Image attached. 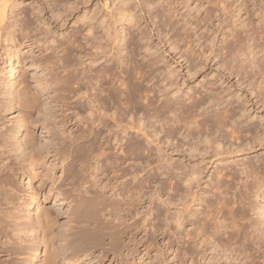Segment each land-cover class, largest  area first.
<instances>
[{
    "label": "bare ground",
    "instance_id": "obj_1",
    "mask_svg": "<svg viewBox=\"0 0 264 264\" xmlns=\"http://www.w3.org/2000/svg\"><path fill=\"white\" fill-rule=\"evenodd\" d=\"M19 1L20 0H0V57H2L3 55L6 56V60L8 61V66H9V70L6 74L7 76H5L6 78L5 79L1 78V80L2 79L3 80L2 81L0 80L1 81L0 82V123H2L5 118H7V115H11L14 117L13 114L15 113L16 115L18 114L17 117H14V118L12 117L13 118L12 120L14 122L12 121L13 125H11L12 126V128L10 127L11 129H9V127L8 128L6 127L5 128L6 130H2L0 128V254L6 255L7 253L11 251H17V252L27 251L28 249H32L28 246L30 245L34 248V251L36 253V258L38 259V262L36 264H59V261L61 258H64L63 260L69 261L70 258L75 259V257L81 252H86V253L90 252L86 249V247L89 246L94 241L95 237L93 235L97 234V231L101 230L104 227L107 228L108 231L115 230V228L119 229L121 227L123 230L124 227L127 225V223H129V221L134 220L136 218V217L130 216V215H133V212L134 213L137 212L135 216H139L141 214L139 210L145 208L144 206H145L146 200L148 199L144 191V188L146 187V186L144 187V180L142 176H140L142 172L141 173L139 172L140 173L139 174L138 173L139 170L137 169L141 165L137 166L136 169H132L130 168L131 164H129V166L126 167V163L128 161L130 162L141 161L145 156H150L151 152L160 150L159 141L161 140H159L160 138L158 137H161V136H159V134L163 133L164 134L163 137L164 136L165 138L167 137L166 141H168V137L174 138L176 134H178L181 130H184L186 134L185 138L188 139V138H192L195 136L197 139L198 138L197 135L198 134L200 135L201 133L205 132V128H207L208 123H209V124H212V126L215 125L216 127H218L219 130L221 129L222 132L225 131V133H226L225 129L229 128L230 132L227 131L228 134L221 133L223 135L222 138L224 140L222 141V143L226 145L228 143H224V142L226 140L229 141V139L232 141V143H230L231 141L229 142L230 144H233V140H235L234 142H240V140L242 142L243 139H241L240 136L238 135H240L241 133L243 134V132L240 129L238 130V128L236 129L234 127L235 129H233L231 127L232 125L230 123L231 121L234 120L233 118L237 114V113L235 114V110L232 109L231 107L230 108L228 107L229 109L225 111L223 109L222 111L224 112L222 114H219L221 112L216 114L218 112L216 111L214 115L212 114L206 115L202 119H199L197 117L198 114H196L197 109L201 107V105H203L204 103L208 102L207 100L205 102V99L207 98L204 99V97H201V98L197 97L198 98L197 100L196 98H194V101H192L193 100L192 98L193 96H192L191 97L192 99L189 98V100H191L189 104H187L186 102H185L186 104H184L182 102H179L178 100H177L178 102L177 101L174 102V100L170 99L171 102L173 101L172 103L167 102L166 104H164L163 102L164 105H162L161 107H157L156 105L158 103L156 102V105H155L154 99L159 98V97L158 96L154 97V94H155V93L153 94L154 91L151 92L150 89L145 87L144 85L145 80L147 81V79L152 77L153 73L149 71L152 74L150 76V73L149 72L147 73L144 68H142V70L144 69L142 71L141 68L137 66V63L135 66H133V68L129 67L130 69H124L123 67H125L124 66L125 58L124 60H122L123 59L122 56H119L118 58V63H120V66L118 67L122 68L121 72H118L116 70L117 67L115 68L111 64H109L111 63L109 62L110 60L105 61L106 64L104 63L105 65L103 66L102 69L100 70L94 69L93 67L94 65H96V63H98L99 59L100 58L101 60H103L102 58L107 59L109 55L108 53H110V51L112 49L114 50L115 48V47H113L112 49L110 48L111 50L108 51L109 48L107 50V47L109 45L111 46L112 44H116L119 42L120 34L116 32L115 36H111L110 26L108 27L105 26L107 27V29L104 32L105 40H102V38L100 39L99 37L98 39L102 40L101 42H99V40L96 39L95 38L96 36H95V37H92L91 41H89L91 43L90 50L95 49L94 52L92 51L91 53H86V45H84L79 40L81 38L82 32L77 31L76 32L77 34L70 37L67 44L65 45L62 44L55 49L53 48L54 54L52 57H45L43 53H40V54L35 53L34 48L36 44L30 38L32 29H33V26H32L33 22H36V23L39 22L41 24L40 28L37 30L39 32V35H41L42 30L45 28V24H46L45 22L49 19V18L47 19L45 18L48 10L51 13V17L55 19L64 20V19L73 17L75 11L78 9L77 8L78 5L75 2L74 3L66 2L64 4L66 0H50L51 3L47 4L46 7L40 5L39 7L37 6L38 8H34V6L31 4L33 7L30 6L31 7L29 9L30 11L27 8V9H24L22 13H16L17 8L19 7V5L22 4V3L20 4ZM250 1L252 3V0H174L173 1L174 7L172 9V11L174 10V12H172L173 14L170 13L171 11L169 13L166 12L167 15H162V21L164 22L163 26H165L166 28H169L171 32H175L176 35L178 34L180 37H183V40L182 39H178V40H182V42L184 41L186 43V47H187L186 54H188V56H190V58L192 59H195L201 56V54L199 56L197 51H195L196 46H200L201 45L200 42L202 40H205L206 38H210L213 36L212 34H211L212 36L210 37L208 36L210 34V29H207L206 27H204L205 24H207L208 22H213L214 21L213 19L216 20L218 18H219L218 19L219 21H216V22H219V25L223 22H225L226 24L229 21L228 30L225 29L227 30L226 33L221 34V36H223L222 55L227 60L230 59L228 68H227L228 72L230 71L229 75L231 76L233 75V77L235 75L238 77L241 76L240 81L242 79L244 81L243 83H248V86L252 87V89L255 88L257 97H259L260 99H263L264 98V32L263 31L259 32L256 29V27H254L255 25L253 26V23L250 20L248 21L250 17L247 15L249 14V9H248L247 4ZM145 3L147 2L145 1ZM148 4L150 5L151 3L149 2ZM154 6L155 5H153V8ZM171 6H173V4ZM150 7L152 6L150 5ZM23 13H25L24 18L19 19ZM148 14L149 15L151 14L152 18H156L155 16L152 15L151 12H148ZM244 16H248L249 18L248 19L244 18ZM134 18H135V15L132 13L130 7L123 6L121 9V20L127 21L129 22V25H132L134 23L133 22ZM83 20H87V22H84L83 25H87V28H88L87 30H88V33L90 34L89 36L90 37L94 36L93 31L95 29V26L93 22H91L92 16L89 17L88 15H85ZM18 23H19V27L18 29H16V27L18 26ZM136 24L137 23L135 22V25ZM100 26L103 27V22H100ZM17 32L18 34H16ZM142 34L140 36L141 38L139 39V41L143 40L142 43L144 42L145 44L149 36L147 37V35H142ZM89 36H86V37L89 38ZM121 40L123 39L121 38ZM133 40L134 39L131 38L129 42H127V44L125 43V45H127L130 49L132 48V52L134 54L135 52L134 50L136 48H133V46L135 45V41ZM103 41L105 42L103 43ZM147 42L149 43V41ZM173 42H174V38H173ZM3 43L5 44L4 47H3ZM144 44H141V45H144ZM87 45H89V43H87ZM119 45H117L118 49H119ZM125 45L124 46L122 45V48L123 47L125 48ZM171 47H174V46L171 45ZM124 48L123 50H125ZM151 48L146 45L145 52L153 53V51H151ZM2 49H3V52L1 51ZM123 50H121V52ZM155 51H154V54H155ZM75 52H79L81 55L83 54V56L81 57V56L75 55L76 58L75 57L73 58ZM121 54L122 53H120V55ZM204 55L205 54H203V58H204ZM154 62L151 65L153 66L156 65V62L155 63ZM107 64H109L110 66ZM22 65H25V67L29 66L28 68L31 69V72H32L30 78L32 81L35 82L33 84L34 85L36 84L38 88H40V91H37V92L38 93L40 92L41 96L44 98V102H43L44 107L41 109L39 108L40 106L39 102L41 103L40 101L41 99H39L40 94L38 95V93L34 92L35 90H32L30 88V86L28 85V81L26 79V74L23 73V75L17 76V73L20 70L19 68ZM84 66L86 67L84 68ZM150 68L152 69V66H150ZM150 68L149 69L147 68V70H150ZM194 68L196 69L198 67L195 65ZM225 70H226V66H225ZM60 71H62L63 74L65 73V76L61 77L62 74L60 75L59 73ZM172 71H169L168 74L166 72L167 81L171 80L172 76L174 77V74L172 75V73L175 70L173 72ZM169 75L171 76L170 78H169ZM152 78L153 79H150L151 81L154 80V77ZM149 83L151 84V82L148 81L147 85ZM153 87H155V85H153ZM213 87L214 86L212 85L210 86L211 89ZM210 88H208V90ZM205 94H206V91H205ZM74 97H76V99H78L77 101L80 103L82 99L87 100V102L85 101L87 104L81 105V109H80L78 108L77 105H75L77 102L76 103L74 102V106H77L76 108L77 110L75 109L73 110V106L71 105L70 102H72L75 99ZM160 101L161 100L159 99V102ZM210 102H208L209 104H204V105L205 106L213 105V102L215 101H213L212 104ZM111 106H113L112 108L114 109H115L114 106H117V109L119 108L118 110L121 112L120 114H121L122 119H120L121 117L116 115L117 112L116 114L114 112H110L112 109ZM203 107L204 106H202V108H199V109H203ZM38 108H39V112L38 111L36 112L35 110ZM206 108L208 107L206 106ZM240 108L243 110L242 107H239V109ZM101 110H103V113H101ZM140 110L144 112L143 115H144L145 120L147 121L146 122L147 127L150 126L151 130L149 129V127L147 129L151 132H155V134H151L148 131L151 134L150 135L148 132H145L144 127L146 123L144 122V124L142 125L141 120H138V118L136 119L138 120L137 122L132 121L133 119L132 120L130 119L131 120L130 123L123 124L124 117H126L127 115L129 117V114H131V112L133 113L134 111L140 112ZM32 111L38 113L39 116L36 114L38 118L36 119L35 117L36 120L33 119V121L32 120L30 121V119L29 121L24 119L25 118L24 115L26 114L30 116L31 113H34ZM73 111L74 112L77 111V112L74 113ZM109 112L114 113L115 116H118V117L115 118L113 114H112L113 116H111V114L109 115L108 114ZM213 112L214 111H212V113ZM246 112L243 111V113L241 112L240 113L243 116V114ZM140 113L137 115L142 116ZM74 119L75 120L77 119L76 120L77 122L72 127L71 125L75 121ZM9 121H8V124H10ZM79 123H81L80 125H82V123L84 124L86 123V126H88L87 128H90V130L87 129L88 130L87 131L83 127L84 128L83 131H87L88 135L92 137V139L89 140L83 146L82 145L78 146L79 141L83 140L86 137L87 138L89 137L88 135L86 136L87 132L85 133L81 131L82 126L81 128L78 127ZM97 123L99 127L100 125L103 126V128H105L107 132L112 130L110 129L112 127L111 126L112 124L116 127L117 136L116 137L112 136V137L115 138L113 141L117 142L116 146H119V151H118L120 153L119 156L115 155L114 157V155L112 154V150H114V147L116 146H114L115 144L111 145L109 136H105L103 138L104 143L105 142L107 143V144L105 143L106 145H104L106 147L104 148L97 147V143L99 142L100 139H102L101 138L102 133H100L101 131L98 132L94 129L96 128L95 126ZM124 123L126 122L124 121ZM32 125H36L40 127L44 131V134L46 136L45 142L44 140L42 141L43 145L36 147V148H33L34 147L33 145L39 144V143H35L37 142L36 139L38 138L33 135L34 134L33 131H31L33 134L28 131V128ZM209 126L211 127V125ZM209 130L210 132H208V134L211 133V129ZM158 131L160 132L159 134L157 133ZM212 131L214 132V129H212ZM131 132L136 133L135 135L139 134L140 136L138 135V137L143 136L145 140L149 142L150 145H153L151 146V150H152V147L156 149L151 151L148 148H145L146 145L142 141L140 142L139 141L140 139L135 140L132 137L131 138L125 137L124 135L125 133L127 134ZM179 134L181 135V133ZM179 134L177 135L178 137H179ZM262 134L260 135V137L262 136ZM109 135H112V134H109ZM212 135L214 134L212 133ZM227 135L230 137L228 138ZM208 136L206 132L205 137H208ZM200 137L198 138L199 140H200ZM260 137H258V139H260ZM144 138H141V139L144 140ZM179 138L181 139V137ZM201 138L205 140L204 137H201ZM209 138H206V139H209ZM257 140L255 141L253 140V141L257 144L258 143L256 142ZM205 141L208 142L207 140ZM205 141L203 142L205 143ZM212 141H215L214 138ZM187 142L185 143L187 144ZM190 142L192 143V141ZM199 142H202V140ZM263 142H264V137L262 139V142H260L258 145L262 146ZM204 143L203 144L200 143V145L201 146L205 145ZM209 143L208 145L206 144V146H210ZM217 144L218 142L216 143V145ZM181 145L180 146L175 145L176 147L175 146L174 147L176 150L174 149V151L178 152L179 150H181L180 148L184 149L183 147L184 145L182 147ZM212 145H214V147L216 148L215 144H211V146ZM236 145L233 144L231 146L234 147ZM35 146H38V145H35ZM186 146H187L186 148L188 149V145ZM191 146L192 145L190 144V147ZM221 146L222 144L219 145V147ZM239 146L240 148L237 146L236 148H239L241 151L245 149L244 147H243L244 149L241 148L242 147L241 143ZM219 147L217 145L218 149ZM217 148H216V151L218 150ZM223 148L224 147H222L221 149ZM78 149H80L82 152L79 153L80 157L77 158L75 157V155L78 154L77 153ZM228 149H231L230 146ZM208 150H211V149H208ZM108 151H111V152L109 153ZM162 151L160 150V153L163 154ZM189 151H192L189 154V156L192 157V159L193 157L198 158V156L199 157L201 156V155L195 154L198 151L197 146L192 147L191 149H189ZM202 151H203V148H202ZM202 151L200 153H202ZM214 151L211 152L212 156H213ZM156 152L159 153V151H156ZM221 152H219L218 154L214 153L215 154L214 156L219 158L218 156L221 155L220 157H224V159L227 160L234 153L232 151L229 152L227 150L225 152L227 154L225 157V156H222ZM214 158L212 157L211 160ZM44 159H50V160L53 159L52 160L53 162H51L50 167L54 169L60 166L61 169H63L64 171V173H60L62 174L61 176L58 175L60 177L57 176L56 178V174L55 176L52 177L54 184L59 183L58 181H60V183L58 184L59 189H61L62 187L71 186V188L67 190V192L65 193L63 192V194H60V195L66 198L70 192L76 193V195L74 194L75 196L73 199L70 198L72 200V201L70 200L71 201L70 204L72 203L74 204L72 213H74V215L75 214L78 215V213L84 214V216H81L83 217L81 218V221L82 222L84 221L87 224L86 227H83L85 228V231H83L82 233L78 231L79 234H85V235H82L80 238L81 243L79 247L75 245L73 246V243H72V240H74L72 239V237L77 236L78 233L77 232L71 233V230L73 228H70L69 230L64 231L65 235H63L62 237L64 246L59 245V246H62V248L60 247L59 249V246L57 245V243L59 244L58 237L59 235L62 236V234L57 235L59 232L58 233L56 232L58 226L60 225L59 220L56 217H54L53 215L54 213H52L53 211H51V209L48 208L47 206H44L43 203L40 204L39 200L38 202L35 201L34 203L35 208H34L33 214L32 213H31L32 215L29 214L30 216L27 215L28 216L27 218L26 216H24L26 219V221L24 220L26 222L25 224H22L24 222L19 223L20 220H23V216H21L22 217L21 218L12 212V209L13 211H16L11 206L15 207L14 201L16 200V197L18 195V194L16 195L14 192L16 183L13 180L14 179L13 176L14 175L17 176L16 172L17 173L20 172L21 174H23L22 176H25L27 174L29 176V180H30L31 175H32L31 177L33 180L35 178H39V181L40 179L43 180L44 178H42L41 175L38 174L36 167H37V164H41L42 163L41 161L42 160L44 161ZM163 159H166V158L164 157ZM159 160L161 161L160 157H159ZM180 160L181 159L179 158L176 164L174 165V185L172 184L173 182L171 183V185L174 186L173 188H174L175 200L177 197H180V198L183 197L184 199L183 198L182 199L186 201L181 202V199L179 198L178 200H176L178 201V203L176 204L175 207L180 208V211L176 209L177 212L179 211V213L177 215L174 213V215H176L175 216L176 220L175 219L174 220L176 221L175 223L177 226L175 227L176 229H178V231L175 229L177 232L176 234L174 232V234L176 235L174 237L175 238L178 237V239L179 238L182 239L181 241H183L184 239V242H186V244H188L190 248L196 250V252L198 251L199 255H201L200 259L203 260L204 262H205L204 259H207L208 256L211 255V258L207 259V261L208 260L209 261L208 262L206 261L207 263L205 262L206 264H218V263L220 264L221 263L222 264H244L242 257L244 256V253L246 252L245 246L248 245V243L250 242L254 243V245L256 246L257 244L261 245V242L264 238V235L262 236L263 238L261 237L262 231L264 232V230H260L262 229L260 228L262 224L261 226L258 224L260 226L259 227L260 229H258V227H256L257 229H254L255 223L254 221H252V219H250L251 217H256L255 215H257L259 219L260 218L259 215L262 216L264 214V208L260 207L262 208L261 210L259 209L256 210L252 207L254 202L251 203L252 198H254V200L256 199V201L258 200L257 203L259 202V199H263L264 201V170L263 171H261L260 169L258 170L259 167L256 168L254 163L253 164L251 163L249 167L246 165L247 166L246 168L250 169L249 174L247 173L248 171L247 172L245 171L247 174L246 178L248 179L249 177H251V183L249 184L245 183L247 185L244 187V190L236 193L235 188L237 186L235 187V185H238L236 184L237 174L236 172H232L235 170V167H234V170H232V168L231 170H228V168L230 169V167L225 166L224 164L226 162L225 163L223 162V166L225 167H223L222 169L219 168V170L216 169L217 173L215 172L216 176H214L216 178V181L214 183L215 185L211 193H213V197H215V201H212L210 204H205L207 207L205 208V211L203 214L199 216V213H198V217H196L197 227L195 226L196 227L194 229L195 231L191 232L192 230L187 231L185 229L186 231L182 233L184 237H181L179 235L182 232V231L179 232V229H181L180 227L182 226V224L184 225V223L186 222L185 221L186 219L190 217L194 218L192 217L193 213L191 214L192 212L191 209L195 208V207L194 208L192 207L194 204H197L196 201L199 200L198 196L200 197L202 196V194L200 195L198 194L202 191L201 188L203 187L202 185L204 184L203 175H204V170L206 168H202L200 166V163L202 164L206 160H205V156H202L200 162L197 161L199 162L200 167L199 166L197 167L198 165L197 163V165L194 166L195 168H192L189 171L188 170L184 171V169H186L187 167L182 169L184 165L180 166V163L182 161L178 164V161ZM211 160L209 159V161ZM182 164H184V162ZM243 165L245 167V163ZM42 166H43V163H42ZM168 166L170 167L171 165H168ZM168 170H170V168ZM242 171L243 170L241 169V172ZM166 172L169 174L168 171ZM241 172L240 174H242ZM51 173L53 174V172ZM131 176H132L131 179L135 180L136 184L130 185V183H128V178H130ZM49 179L51 180V178ZM210 180H213V177ZM183 184H186L185 185L186 188L184 189H183V186H184ZM207 186H209V184ZM31 188H28V189L32 190ZM194 189H196V191ZM29 196L31 197V194ZM152 196H155V194ZM34 197H35V194H34ZM71 197H73L72 194H71ZM232 198L234 199V201L236 199V202L233 203ZM100 199L105 201V204L107 206L106 209L108 210L107 211L108 215L104 218V220L103 219L101 220L100 216H98L97 213L92 211V208L96 204V200L98 201ZM256 201L254 204H256ZM197 202L198 204H200L199 201ZM61 203H64V201ZM19 206H16V207H19ZM256 211H258L259 213ZM249 212L251 213L250 214L251 217L248 216ZM145 214H147V212ZM260 221H258V223ZM262 223H264V221ZM189 227H193V226L191 225ZM141 228L142 227L140 228L134 227V230L140 231ZM61 230H63V228ZM120 232L121 231L118 230L117 234L115 235H119ZM19 233L20 235L21 234L27 235L26 238L29 240V242L26 243V241L24 240L22 241L21 239L24 237L18 236ZM132 240L133 239L129 237V242ZM74 243H75V240H74ZM175 243H180V241L175 242ZM114 244H115L114 246L118 250L117 243L114 242ZM236 245L238 247H236ZM250 249L252 248L250 247ZM194 250L193 252H195ZM34 251H33V254H35ZM124 251L123 252L121 251L119 255L116 256L115 258V261L117 260L118 264H134L135 262H137L136 257H134L135 251L133 249L128 247V248H125ZM186 251L187 250H185V252ZM185 252H183L180 248L174 251V259H175L174 263L175 264H185L184 262L187 261V259L191 260L189 258L191 254L189 255V252L188 253L187 252L185 253ZM117 254L118 253H116V255ZM245 256H244V259H245ZM196 257L197 256H195V258ZM1 258H0V264H8L10 261V260L5 261V260H2ZM31 260L26 258L24 259L23 264L24 263L26 264L28 261H30L31 263ZM200 263H202V261ZM192 264L194 263L192 262ZM247 264H250V263L247 262Z\"/></svg>",
    "mask_w": 264,
    "mask_h": 264
},
{
    "label": "rangeland",
    "instance_id": "obj_2",
    "mask_svg": "<svg viewBox=\"0 0 264 264\" xmlns=\"http://www.w3.org/2000/svg\"><path fill=\"white\" fill-rule=\"evenodd\" d=\"M38 1H40V0H20L19 3L20 4L22 3V4L19 5V7L17 8L16 13H22V11L24 9L28 8V10H29L33 6H34V8H38L40 5L46 7L47 4L51 3L50 0H42L40 2H38ZM145 1L147 3H145ZM173 1L174 0H160V1L159 0H150V1L149 0H66L64 2V4L66 2H68V3H74L75 2L78 5V7H77L78 9L75 11V13L73 15L74 18L71 17V18L64 19V20L55 19V18L51 17V13L47 9L48 11H47V14H46L45 18L46 19L49 18V19L45 22L46 24H45V28L42 30V34L39 35V32L37 31L40 28L41 24L39 22H37V23L33 22V25H32L33 29H32V33L30 35L31 36L30 38L36 44L35 48H34L35 49V53H37V54L43 53V55L45 57H52L53 54H54L53 48L55 49V48H57L58 46H60L62 44L63 45L67 44V42L70 39V37H72L73 35L77 34L76 32L79 31V32H82L81 33V38L79 40L84 45H86V53H91L92 51L94 52L95 49L90 50V44L91 43L89 41H91L92 37H95V36H96L95 37L96 39H98L100 37V39L102 38V40H105L104 32L107 29V27L110 26L111 27V31H110L111 32V36H115L116 32L118 34H120L119 35V42L116 43V44H112L111 45L112 47L110 45H109L110 47L109 46L107 47V50L109 48L108 51H110L113 47H115V48H114V50L113 49L111 50L112 53H111V51H110V53H108L109 55H108L107 59L106 58H102L103 60H101V58H100L98 63H96V65H94V67H93L94 69H96V70L97 69H99V70L102 69L103 66L106 64L105 61L106 60H110L109 62H111V63H109V62L108 63L111 64L115 68L117 67L116 70L118 72H121L122 68L118 67V66H120V63H118V58H119V56H122V58H123L122 60H124V58H125L124 66L126 68L123 67L124 69L133 68V66H135L136 63H137V66H139L141 68V70H142V68H144L147 73L149 71L152 72L153 73L152 77H154V80L151 81L150 79H153V78L150 77L149 79H147V81L145 80V82L148 83V81H150L151 84L149 83L150 85L149 84L147 85V83L144 82V85H145V87L149 88L151 92L154 91L153 94L154 93L156 94V95L154 94V97H156V96L159 97V98H155L154 99L155 105H156V102L158 103L156 105L157 107H161L162 105L166 104L167 102L168 103H172L173 101L171 102L170 99L174 100V102H176L178 100L179 102H182L184 104H186V103L189 104L190 101H191V100H189V98H191L192 96H193L192 97L193 98L192 101H194V98H196V100H197L198 99L197 97H199V98L204 97V99L207 98V99H205V102H206V100L208 102L211 101L210 102L211 104H212L213 101H215V102H213V105H209V106L206 105L208 108H206V106L204 105V104H209L208 102H206L203 105H201V107H199V108H202V106H204L203 109H199V108H198L199 110L197 109L196 114H198L197 117L199 119H202L206 115H211V114L214 115L216 111H218L216 114H218L219 112H221L219 114H222L225 110H227V109H229L231 107L232 109L235 110V114L237 113L235 115L236 117L234 116V118H233L234 119L233 121H235V120L236 121L235 122L231 121V123H230L232 125L231 127L233 129H235V128L237 129L238 128V130L240 129L243 132V134L241 133L242 135L241 134L238 135V136H240L241 139H243V141L241 142V140H240V142H234L235 140L232 139L233 140V144L236 145V143H237L236 146L240 148L239 145L241 143V146H242L241 148L244 147L246 149L248 147L246 149L247 151L244 148H243L244 150L241 151L239 148H236V146H234L235 148L233 146H231L233 144H230V143H232V141L230 139H229V141L226 140L224 142V143H228V144H226V145L223 144L222 141H224V140L222 138L223 135L221 133H225V131L222 132L221 129L219 130L218 127H216L215 125L212 126V124H209V123H208L207 128H205V132L201 133L200 135L199 134L197 135L198 138L200 136L204 137V139L207 140L208 142L203 140V138H201V137H200V140L198 138L196 139L195 136L192 137V138H188L187 139V138H185L186 134H185L184 130H181L179 132V133H181V135L178 133L179 137H181L182 140L177 136L178 134H176V136H174L175 140H174L173 137L172 138L168 137V141H166L167 137L166 138H165V136L163 137L164 134L161 133L162 134L161 135V134H159L160 132L158 131L157 133L159 134V136H161V137H158V138H160L159 140H161L159 142H160L161 145L164 144V145H162V147L159 144V148H160L161 151L163 150L162 151L163 154L160 153V150H156V151H159V153L156 152V151H153L156 148L152 147V150H151V146H153V145H150L149 142L147 140H145V138L142 135H141L142 137H138L139 134L135 135L136 133L131 132V133H127L128 136H129L128 137L127 134L125 133L124 134L125 137H127V138H131L132 137L135 140H139L140 139L139 141L140 142L142 141L146 145V147L144 145L145 148H148L149 150L153 151V152H151L150 156H145L141 161H138V162H130V161H128L126 163V167H128L129 164H131L130 168H132V169H136L137 166L141 165L137 169L139 170L138 173L142 172L140 176H142V178L144 180V187L146 186L144 188V191H145L146 196H147L148 199L146 200V203H145V206H144L145 208L139 210V212L141 213V214L139 213L140 214L139 216H135L137 212H135V213L133 212V215H130V216L136 217V218L134 220L129 221V223H127V225L124 227L123 230H122V227H121L119 229L115 228V230L108 231L107 228L104 227L101 230L97 231V234L93 235L95 237L94 241L89 246L86 247V249L88 251H90V252H87V253L86 252H81V253H79L76 256L78 258H76V257H75V259L74 258L73 259L70 258L69 261L68 260H63L64 258H61L60 261H59V264H118L117 263L118 261L117 260L115 261L116 256H118L121 251L123 252L124 249L128 248V247H130L131 249H133L135 251V256L134 257H136V261L137 262H135L134 264H175L174 263L175 262L174 251L177 250L178 248H180L183 252H185V250H187L186 252L187 253L189 252V255L191 254V256L189 257L191 260L187 259V261L184 262L185 264H188L190 261H191L190 262L191 264H192V262L194 264H204L207 261V259L211 258V255H209L207 259H204L205 260V262H204L203 260L200 259L201 255H199L198 251L196 252V250L190 248L189 245L186 244V242H184V239H183V241H181L182 239H180V238L178 239V237L177 238L174 237V236H176L175 234L178 231V229H176L177 226H176V223H175L176 222L175 221L176 220L175 216L180 211V208L175 207L176 204L178 203V201H176V200H178V198H179V199H181V202H185L186 201V200L185 201L183 200L184 199L183 197H182L183 199L180 198V197H177L176 200H175V197H174V188H173L174 187L173 186L174 185V165L176 164L177 160L179 158L181 159L180 161H178V164L182 161L180 163V166L184 165V167H182V169H184L185 167L188 168V169L187 168L184 169V171H187V170L189 171L192 168H195L194 166H196L197 163H198V165H197V167H198L202 156H205V160H206L204 163H202V164L200 163V166L202 168H206V169L205 170L203 169L204 170V175H203L204 184L202 185L203 187L201 188L202 191L198 194V195L202 194V196L204 198L202 196L201 197L198 196L199 200H197V201H199V203L201 205L198 204L197 201H196L197 204L193 205L192 208H194V207L195 208L191 209V211H192L191 214L193 213L192 217H194V218L190 217L188 219H190L191 221L186 219L185 220L186 222L184 223V225L182 224V226L180 227L181 229H179V232L182 231L179 234L181 237H184L182 233L184 231H186V230L187 231H191L192 230L191 232L195 231L194 229L197 227V225H196L197 224L196 217H198V213H199V216L201 214H203L204 211H205V208L207 207L205 204H210L212 201H215V197H213V193H211V192L213 191V187L215 185L214 183L216 181V178L214 177V176H216V173H217L216 169L219 170V168L222 169L223 167L227 166V167H230V169L228 168V170H231V168H232V170H234V167H235V170L232 171V172H236V174H237V180H236L237 182H236V184H238V185H235V187L237 186L238 188L236 187L235 188L236 191L234 190L236 193L244 190V187L247 185L245 183H248V184L251 183V177H249L248 179L246 178L247 177L246 172L248 171L247 173L249 174V171H250L249 168H246L247 166L249 167V165L251 163L252 164L254 163L256 168L259 167L258 170L259 169L261 171L264 170V142H263L262 146L258 145L260 142H262V139L264 137L263 136L264 135V130H263L264 129V98L260 99L259 97H257L255 88L252 89V87L248 86V83H243L244 81L242 79L240 81L241 76L238 77V76L235 75L233 77V75L232 76L229 75L230 71L228 72L227 68H228V64H229L230 59L227 60L222 55V47H223L222 46V38H223V36H221V34L226 33V31L228 30V24H229L228 22L229 21L226 24H225V22L221 23L220 25H222V26H220L219 22H216V21H219L218 20L219 18H218L216 20L213 19L214 20L213 22H208L207 23L208 25L205 24L204 27H206L207 29H210V34L208 36L209 37L212 36V35L213 36L210 37V38H206L205 40H202L200 42L201 45L200 46H196L195 51H197L199 56L201 54L202 57L200 56L198 58L192 59V58H190V56H188V54H186L187 53V51H186L187 47H186V43L184 41L182 42L183 37H180L178 34L176 35L175 32H171V30L169 28H166L165 26H163L164 22L162 21V15H167V13H169L170 11H171L170 13L174 12V10L172 11V9L174 7ZM149 2L151 3L150 5L152 7H150V5L148 4ZM171 2L173 4V6H171L172 5ZM152 4L155 5L154 8H153ZM123 6L124 7L125 6H129L131 11H132V13L135 15V18L133 20L134 23L132 25H129V22H127V21L121 20V9H122ZM247 6H248V9H249V14H247V15L250 18L248 16H244V18H247V19L249 18L248 21L250 20L253 23V26L255 25L254 27H256V29L259 32H262V31L264 32V29H263L264 28V0H261V1L260 0H252V3L250 1L247 4ZM141 8H143V9H141ZM148 12H151L152 15L155 16L156 18H152L151 14L149 15ZM54 13H56V12H54ZM122 14H123V12H122ZM250 14H251V16H250ZM85 15H88L89 17L92 16L91 22H93V24L95 26V29L93 31L94 36L90 37L89 36L90 34L88 33V30H87L88 29L87 25H83L84 22H87V20H83ZM24 16H25V13H23L19 19H23ZM11 19H13V18H11ZM100 22H103V27L100 26ZM135 22L137 23L136 25H135ZM19 23H21V22H19ZM19 23H18V26L16 27V29H18ZM105 26H107V27H105ZM104 27H105V29H104ZM168 29L170 30V32H169ZM225 29H227V30H225ZM223 30H224V32H223ZM16 34H18V32ZM141 34L142 35H147V37L149 36V38L147 40V41H149V43L146 41V43L144 44V42L142 43L143 40L139 41V39L141 38L140 37ZM86 36H89V38H87ZM65 37H66V39H65ZM121 38L123 40H121ZM131 38L134 39L133 41H135V45H136V46L135 45L133 46V48H136L134 50L135 51L134 54L132 52V48L130 49L127 45H125V43L127 44V42H129V40ZM173 38H174V42H173ZM100 39H98L99 42L102 41ZM178 39H182V40H178ZM138 41L141 42V43H139ZM104 42L105 41H103V43ZM4 43H3V47L6 44V43L5 44ZM87 43H89V45H87ZM119 43H120V45H119ZM213 43H214V45H213ZM141 44H144V45H141ZM170 44L172 46H174V47H171ZM117 45H119V49L120 50L118 49ZM122 45L123 46L125 45V48L123 47L125 50H123ZM146 45L148 47H150V48L152 47L151 51H153V53L145 52V46ZM172 48H173V50H172ZM121 50H123V51L121 52ZM155 50H157V51H155ZM1 51L3 52V49ZM115 51H117V52H115ZM154 51H155V54H154ZM119 52L122 53V54L120 55ZM211 52H212V54H211ZM115 53H117V54H115ZM135 53H136V55H135ZM202 53L205 54L204 58H203V54ZM75 55H78V56H81V57L83 56V54L81 55L79 52H75L73 58L74 57L76 58ZM116 56H118V57H116ZM157 56L160 57L162 60L160 58H158ZM99 57H101V56H99ZM142 57H144V58H142ZM128 59H130V60H128ZM154 60L156 62V65H154L155 67L153 65H151V64H153ZM163 63H165V64H163ZM109 64H107V65H109ZM195 65L198 68H200V66H201V68H200L201 70L198 69V68L195 69L194 68ZM150 66H152V69H154V70H152L150 68ZM225 66H226V70H225ZM15 67H16V65H15ZM28 67L29 66L25 67V65H22L19 68L20 70L18 69L19 71L17 73V76L18 75H23V73L26 74V79L28 81V85L30 86V88L32 90H35L34 92L38 93L37 91H40V88H38V86L36 84L35 85L33 84L35 82L32 81L31 78H30L32 72H31V69H29ZM85 67L86 66H84V68ZM146 67L148 69L150 68V70H147ZM81 69H83V68H81ZM8 70H9L8 61L6 60V56L3 55L2 57H0V80H1V78H3V79L6 78L5 76H7L6 74H7ZM168 70L169 71H172V70L174 71L175 70L174 71L175 73L172 71L173 72L172 75L174 74V77L172 76L173 77L172 78L169 75V78L171 77V80L167 81V74L169 72ZM194 70L196 71L197 74L195 73ZM166 72H167V74H166ZM191 72H193V73H191ZM19 73H21V74H19ZM59 73H60V75L62 74L61 77L65 76V73L63 74L62 71H60ZM151 75L152 74L150 73V76ZM153 85H155V87H153ZM211 85L214 86L212 89L210 88ZM150 87H152V88H150ZM208 88H210V89L208 90ZM214 89H215V91H214ZM205 91H206V94H205ZM39 94H40V98L39 99H41L40 100L41 103L39 102L40 106L39 105L38 106L41 109V108L44 107L43 106L44 98L41 96L40 92L38 93V95ZM160 94H161V96H160ZM174 94H175V96H174ZM176 95H178V96H176ZM74 98L76 99V97H74ZM172 98H174V99H172ZM176 98H178V99H176ZM218 98H220V99H218ZM75 99L73 101L71 100L72 102H70L71 105L73 106V110L74 109L77 110L76 109L77 106H78V108L81 109V105H86L87 104L86 103L87 100H85V99L81 100L82 104L77 101L78 99H76V100ZM159 99L161 100L160 102H159ZM216 100H218V101H216ZM74 102L75 103L77 102L75 104L77 106H74ZM163 102H164V104H163ZM219 105H221V106H219ZM112 107L113 106H111V108ZM114 107H115L116 110L114 108H112L113 110L111 109L110 112H114L115 114L117 112L116 115L121 117V114H120L121 112L118 110L119 108L117 109V106H114ZM210 107H211V109H210ZM239 107H242L243 110L241 108L239 109ZM39 108L36 109V110L35 109H33V110H35L36 112L37 111L39 112ZM208 109H209V111H208ZM223 109H224V111H222ZM212 111H214V112L212 113ZM239 111L241 113H243V111L244 112L247 111V112L244 113L243 116H242ZM32 112H34V111H32ZM36 112L31 113L30 116L25 114L24 115V117H25L24 119H26L28 121H29V119H30V121L31 120L33 121V119L36 120L38 118V116H39L38 113H36ZM75 112H77V111H75ZM110 112L108 113L109 115L111 114V116H113V115L115 116L114 113H110ZM140 112L139 111L138 112L134 111V113L131 112V114H129V117H128V115L126 117H124L126 120L123 118V120L126 122V123H124V121H123V124L130 123L132 119H133L132 121H135V122H137L138 120H141V124L142 125L144 124V122L146 123L147 121L145 120L144 115H143L144 112L142 110H140ZM203 112H204V114H203ZM71 113H72V111H71ZM101 113H103V110H101ZM139 113L142 116L137 115ZM200 113H201V115H200ZM207 113H209V114H207ZM36 114L38 116H36ZM13 115H14V117L18 116V114L16 115V113L13 114ZM244 115H245V117H244ZM118 116H115V118L118 117ZM200 116H202V117H200ZM12 117L13 116H11V115H7V118H5L4 121H3L4 123L3 122L0 123V128L2 130H6L5 129L6 127L7 128L9 127V129L12 128V126H11V125H13V123H12L13 120L12 119L14 118V117L13 118ZM35 117H36V119H35ZM137 118H138V120H136ZM8 119L9 120L11 119V120L9 121ZM120 119H122V117ZM76 120L71 125L72 127L76 124V122H77ZM8 121H9L10 124H8ZM127 121H129V122H127ZM80 124L81 123H79L78 127L81 128V126H82V128H81L82 132L86 133L88 131L87 129L90 130V128H87L88 126H86V123L85 124L82 123V125H80ZM209 125H211V127H213V128H211ZM235 125H237V126H235ZM1 126L4 127V128H2ZM111 126L112 127L110 129H112L115 132L110 130L109 131L110 133H109V132H107V130H105V128H103V126L100 125V127H99L98 123L96 124V126H95L96 128H94V129L96 131H98V132L101 131L100 133H102V136H101L102 139H100L99 142L97 143V147L98 148L106 147L104 145H106L107 143L105 142L106 143L105 144L104 140H103V138L105 136H109L110 137V141H111V145L115 144L114 146H116L117 142L113 141L115 139L113 137L117 136L116 135L117 130H116V127L113 124ZM83 127L87 131H83L84 130ZM148 127L150 129V126H148ZM148 127H147V123H146L145 127H144V131L145 132L149 131L147 129ZM208 128L211 129V133H209V134H208V132H210V130ZM145 129H147V130H145ZM207 129H208V131H207ZM212 129H214V132L212 131ZM216 130H217V132H216ZM225 130H226V133H227V131L230 132L229 128L225 129ZM28 131L29 132L33 131L34 134L32 132L31 133L38 138V139H36L37 142H35V143H39V144H34L33 148H36V147H39V146L43 145L42 141L44 140V142H45V140H46L45 137L46 136L44 134V131L40 127H38L36 125H32V126H30L28 128ZM111 131H112V133H111ZM219 131H221V132H219ZM103 132H104V134H103ZM149 132L151 134H155V132H151V131H149ZM206 132H207V136L209 135L208 137H205L206 136ZM254 132L257 135H255ZM212 133L214 135H212ZM109 134H112V135H109ZM203 134H204V136H203ZM210 134H211L212 138H211ZM261 134H262V136L260 137ZM87 135H88V132H87L86 136ZM256 136H257V138H256ZM88 137L89 138H87V137L84 138L85 140L83 139V140L79 141L78 146L79 145L83 146L89 140L92 139V137H90L89 135H88ZM227 137L229 138L230 136L227 135ZM258 137H260V139H258ZM141 138H144L145 141L143 139H141ZM206 138H209V139H206ZM213 138H214L215 141L217 139L219 141L218 140L216 142L212 141ZM169 140H171V141H169ZM197 140H199V141L202 140V142L205 141V143L203 142L205 145L201 146L200 143L201 144H203V143L199 142ZM210 140L212 141V143H211ZM253 140L254 141L257 140L256 142H258V143L256 144ZM190 141H192V143ZM196 141H197L198 144L196 143ZM185 142H187V144ZM217 142H218V144H217L218 147H219V145L222 144V146L219 147V149L224 147L223 148L224 150L223 149L219 150L217 148V145H216ZM208 143H209L210 146H206V144L208 145ZM219 143H221V144H219ZM190 144L192 145L191 147H190ZM211 144H215V146H216V148L218 150L216 151V148L214 147V145L211 146ZM35 145H38V146H35ZM175 145L176 146H180L181 145V147L184 145L183 146L184 149L180 148L181 150L176 152V151H174V149L176 147ZM186 145H188V149L186 148L187 147ZM252 145H253V147L255 149L252 147ZM195 146L198 147V151L195 154L196 155H201V156L200 157L198 156V158L193 157V159H192V157L189 156L190 152H192V151H189V149H191L192 147H195ZM229 146H230L231 149L234 148L235 150L234 149H232V150L228 149ZM202 148H203V151H202ZM207 148L211 149V150H208ZM226 149L229 152L230 151L234 152L233 155L229 158L230 160L227 159L228 160L227 161L226 159H224V157H220L221 155L218 156L219 158L214 156L215 154H218L219 152L222 151L221 152L222 156L226 157V155H227L225 153L227 151ZM248 149H250V150H248ZM207 150H208L209 153L207 152ZM118 151H119V146L114 147V150H112V154L114 155V157H115V155H117V156L120 155V153ZM180 151L182 152V154L184 155L185 158L187 157L186 160H185V158L183 157V155L181 154ZM201 151H202V153H200ZM212 151H214L213 152V156L211 154ZM80 152H82V151L80 149H78L77 150L78 154L75 155V157H77V158L80 157V154H79ZM108 152L110 153L111 151H108ZM28 153H29V151H28ZM178 153H180V154H178ZM203 153H204V155H203ZM158 156L160 157L161 161L159 160ZM164 157L166 159H163ZM212 157L213 158L215 157V158L211 160ZM182 158H183V160H182ZM209 159L211 161H209ZM49 160L50 159H44V161L42 160L41 162L43 163V166H42L41 162H40L41 164H37V167H36L37 169L36 170H37L38 174H40L41 177L44 178L43 180L40 179L41 182L39 181V178H35L33 180L32 177H31L32 175L30 176V180H29V176L27 174L25 176H22L23 174H21L20 172H18V173H20V174H18L16 172L17 176H15V175L13 176L14 177L13 180L16 183V184L14 183L15 184L14 192H15L16 195L17 194L18 195L16 197V200L14 201L15 202L14 203L15 207H13V206H11V207L14 208V210L17 211V212L13 211V209H12V212L14 214L18 215L19 217L23 216V220H20L21 222L19 221V223L24 222L22 224L26 223L25 222L26 219H25L24 216H26V218H27L28 216L33 214V211H34V208H35V204H34L35 201L38 202V200H39L40 204L43 203L44 206H47L48 208H50L51 211H53L52 213H54L53 214L54 217H56L59 220V224H60L59 226L60 227L58 226V228H57L58 231L56 230L57 233L59 232L57 235L62 234V236L59 235V237H58L59 238L58 239L59 244L57 243V245L58 246L59 245L64 246V242L62 241V237H63V235H65L64 231L69 230L70 228H73L71 230V233H75V232L78 233V231L82 233L83 231H85V228H83V227H86L87 224L84 221H83L84 223L81 221V218H83L81 216H84V214H79L78 213V215L77 214L74 215V213H72L74 204L73 203L70 204V202L72 201L71 199L74 198L76 193H74V192L71 193L70 192L69 195L66 198L63 197L62 195H60V194H63V192L64 193L67 192V190H69L71 188V186L70 187L69 186L62 187L61 189H59L58 188V184L60 183V181H58L59 183L54 184V182L52 180V177L55 176V174H56V178H57V176L58 175L61 176L62 174H60V173H64V171H63V169H61L60 166H58V167H56L54 169L52 167H50L51 166V162H53L52 161L53 159H51L50 161ZM167 160L168 161L170 160L169 161L170 164L168 163ZM159 161H160L161 164L159 163ZM197 161H199V162H197ZM48 162L50 163V165H49ZM183 162H184V164H182ZM223 162L224 163L226 162L224 164L225 166H223ZM244 163H245V167L243 165ZM150 165H152V166H150ZM161 165H162L163 168L161 167ZM168 165H171V166L169 167ZM229 165H231V166H229ZM205 166H207V167H205ZM169 168H170V170H168ZM240 168L244 171V173H243V171L241 172ZM49 169H50V171H49ZM156 169H158V170H156ZM159 169H161V170H159ZM165 170L168 171L169 174ZM170 171H171V173H170ZM51 172H53V174ZM240 172L242 174H240ZM46 176H48V177H46ZM60 176H58V177H60ZM208 177H210V178H208ZM212 177H213V180H210ZM49 178H51V180ZM131 178H132V176L130 178H128V183H130V185L136 184V181L131 179ZM31 179H32V181H31ZM212 182H213V184H212ZM171 183L173 185H171ZM184 183H185V181H184ZM207 183L209 184V186H207L208 185ZM239 183H240V185L242 187L239 185ZM183 185H184L183 189L186 188V186H185L186 184H183ZM28 188H31L32 190H29ZM194 190L196 191V189H194ZM237 190H239V191H237ZM30 194H31V197L29 196ZM34 194H35V197H34ZM71 194L73 195V197H71ZM154 194H155V196H152ZM232 195H231V197H232ZM36 197H37V199H36ZM157 199H159V200H157ZM28 200H29V202H28ZM155 200H156V202H155ZM63 201H64V203H61ZM100 201H101V203H100ZM232 201L234 203V202H236V199H235V201H234V199ZM251 201H250L251 203H253V202L255 203L256 199L254 200V198H252ZM257 201H256L257 205L253 203L252 207L254 209H256V210H258V209L261 210L262 208H264L263 207V205H264L263 199H259V202H258L259 204L257 203ZM25 202H26V204L28 206L25 204ZM96 204L92 208V211L97 213L98 216H100L101 220L102 219L104 220V218L108 215V212H107L108 210L106 209L107 206L105 204V201L102 200V199H100L98 201L96 200ZM254 205H255V207H254ZM16 206H19V207H16ZM256 206H257V208H256ZM260 207H262V208H260ZM18 208H20V209H18ZM176 209L179 210V211L177 212ZM146 212H147V214H145ZM256 212H258V211H256ZM174 213L176 215H174ZM19 214H21V215H19ZM104 214H105V216H104ZM250 214L251 213L249 212L248 213L249 217H251ZM263 215L262 216L259 215V217H260L259 219H258L257 215H255L256 217H251L250 218L255 223L254 224V226H255L254 229H257L256 227H258V229L262 228L260 230H264V225H263L264 223H262L264 221ZM146 216H148V217H146ZM143 217H145V218H143ZM257 220L258 221L261 220V221L258 223ZM153 223H155V224H153ZM111 224H112V222H111ZM258 224L260 226L262 224L263 227L262 226L260 227ZM191 225L193 227H189ZM134 227H139V228L142 227V228H141L140 231H138V230H134ZM62 228H63V230H61ZM118 230L121 231L120 234L119 235H115V234H117ZM61 232H63L64 234L61 233ZM174 232H175V234H174ZM16 235H17V233H16ZM82 235H85V234H79L78 233L77 236H73L72 237V239L75 240V243H74V240H72L73 246L74 245L77 246V247L80 246V243H81V239L80 238H81ZM263 235H264V232L262 231L261 237ZM18 236H22V237L25 238V239L22 238L21 239L22 241L24 240V241H26V243L29 242V240L26 238L27 235H25V234H21L20 235V233H19ZM129 237H131L133 239L130 242H129ZM176 239L179 240L180 243H175V242H179ZM21 240H19V241H21ZM60 242H62L63 244L60 243ZM114 242L117 243L118 250L114 246L115 245ZM183 243H185V244H183ZM238 245H239V243H238ZM28 246L30 248H32V249H28L29 250V251L27 250L28 252L27 251H19V252L11 251V252L7 253L6 255L5 254L4 255L0 254V258L2 257L1 259L5 260V261H9L10 260L8 264H23L24 259L27 258V259L31 260V258L33 257L32 260H31V263H30V261H28V262L26 261L27 262L26 264H36L38 262V259L36 258V253L34 251V248L32 246H30V245H28ZM58 246H57V248H58ZM62 246H59V249H60V247L62 248ZM236 247H238V246L236 245ZM250 247L252 249H250ZM193 250L196 252V254H195V252H193ZM33 251H34L35 254H33ZM245 251H246L245 252L246 254L244 253V256L246 255L245 259H244V256L242 257L243 261H244V264H247V262H249L250 264H252L253 262H254L253 264H264V238H263V240L261 242V245L257 244V246H256L252 242L248 243V245L245 246ZM82 253H84V254H82ZM116 253H118V254L116 255ZM89 254H91V255H89ZM195 256H197L198 259H197V257L195 258ZM253 256H254V258H253ZM192 257L195 260H193ZM201 261H202V263H200ZM245 261H246V263H245ZM251 261H252V263H251ZM218 264H220V263H218Z\"/></svg>",
    "mask_w": 264,
    "mask_h": 264
}]
</instances>
